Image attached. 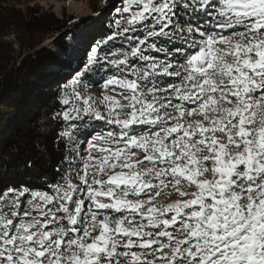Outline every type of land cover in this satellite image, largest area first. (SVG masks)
Wrapping results in <instances>:
<instances>
[{"label":"snow or ice","instance_id":"snow-or-ice-1","mask_svg":"<svg viewBox=\"0 0 264 264\" xmlns=\"http://www.w3.org/2000/svg\"><path fill=\"white\" fill-rule=\"evenodd\" d=\"M92 23L52 175L0 179V264H264V0H113Z\"/></svg>","mask_w":264,"mask_h":264},{"label":"trees","instance_id":"trees-1","mask_svg":"<svg viewBox=\"0 0 264 264\" xmlns=\"http://www.w3.org/2000/svg\"><path fill=\"white\" fill-rule=\"evenodd\" d=\"M12 2L0 0V179L43 190L45 178L52 175L48 164L54 161L49 154L59 151L53 148L56 126L50 118L60 109L57 101L71 80L58 84L60 78L50 69L60 68V77L75 69L68 59L42 44L52 37L56 50L66 53L71 20L34 6L16 8ZM99 34L97 29L94 41ZM9 35L14 41L6 39ZM25 160L41 163L26 170Z\"/></svg>","mask_w":264,"mask_h":264},{"label":"rangeland","instance_id":"rangeland-1","mask_svg":"<svg viewBox=\"0 0 264 264\" xmlns=\"http://www.w3.org/2000/svg\"><path fill=\"white\" fill-rule=\"evenodd\" d=\"M10 2H12V0H10ZM112 2L113 0H16L15 2H12V4H14L16 8L20 9L25 6H34L42 11L53 13L54 16L59 19L65 16L71 20L69 28L71 33L68 34L65 39V43L67 45L66 53H61L56 50L52 44V37L46 38L42 46L55 51L59 55L68 59L69 63L74 67V69H76L78 63L80 62L79 59L81 58V55L84 54L90 43L95 42V31L99 29V27L94 25L92 21L96 18L97 13L104 10L106 3ZM6 39L14 41V37L12 35H9ZM50 71H53L54 74L60 78L57 81L58 84L66 79H70L73 73V71H65L64 77H60V75L63 74L60 68H51ZM104 94L113 95L121 103H127V101H124L117 94V92H106L99 85L92 87L87 93V95L93 97V99H102ZM101 110L103 111L102 106ZM81 155H87V153L81 150ZM93 156L98 157V153L94 152ZM119 170L120 169H117V171ZM186 190L188 192H192L195 189L188 188ZM187 198L190 197H185V199ZM158 199L161 203H171L175 200L181 199V197L175 194L173 190L168 189L163 192ZM95 234L98 233H94V235Z\"/></svg>","mask_w":264,"mask_h":264}]
</instances>
